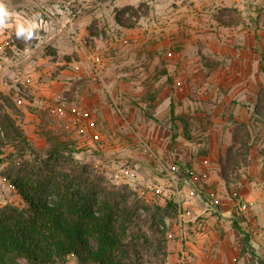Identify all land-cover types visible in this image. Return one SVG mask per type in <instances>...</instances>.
Returning <instances> with one entry per match:
<instances>
[{
	"label": "rangeland",
	"instance_id": "obj_1",
	"mask_svg": "<svg viewBox=\"0 0 264 264\" xmlns=\"http://www.w3.org/2000/svg\"><path fill=\"white\" fill-rule=\"evenodd\" d=\"M65 1L63 8L56 4L53 11L41 12L47 30L14 35L40 51L47 59L45 67L62 63L50 70V78L64 83L65 89L51 86L52 96L36 100L29 89L24 91L21 79L12 90L19 89L25 102L3 94L7 113L39 156L58 141L74 143V168L86 167L109 186H129L132 201L141 205L140 230L133 228L140 237L138 264H179L182 246L189 254L188 264H196L190 244L202 239L219 240L211 247L208 264H220V249L234 258L242 256L241 241L244 247V238L253 240L258 230L257 212L242 192L257 184L256 175L264 178V117L253 112L257 92L264 86V70L256 74L264 58V0ZM60 8L67 17L64 54L53 47L56 38L49 40L58 33ZM117 15L127 26L118 24ZM16 70L14 78L18 73L22 78L20 68ZM243 77L254 82L244 86ZM58 96L66 102L65 116L55 110ZM172 107L175 115L190 121L189 139L183 124L176 129L171 123ZM231 116L249 125L253 149L227 187L219 176L218 160L231 144ZM175 129L179 138L172 149ZM31 159L28 150L21 153L0 136V209L26 207L6 176ZM169 193L172 198L166 196ZM171 201L177 210L169 211L164 236L153 226L152 211ZM243 203L247 206L240 210ZM180 213L186 215L188 229L183 241ZM200 220L208 227L202 237L194 232ZM126 246L135 262L130 240ZM246 250L264 264L263 251Z\"/></svg>",
	"mask_w": 264,
	"mask_h": 264
},
{
	"label": "trees",
	"instance_id": "obj_2",
	"mask_svg": "<svg viewBox=\"0 0 264 264\" xmlns=\"http://www.w3.org/2000/svg\"><path fill=\"white\" fill-rule=\"evenodd\" d=\"M128 9H123V13ZM116 20L127 26L119 15ZM14 41L18 48L26 47L23 38ZM260 63L264 70L263 57ZM4 100L6 97L0 92V136L15 144L21 153L28 150L32 159L6 176L26 207L8 205L0 209V264H68L71 258L78 264H138L141 205L132 201L129 186H109L104 177L86 167L74 168V143L58 141L39 156L25 131L7 113ZM253 112L264 117V86L257 92ZM171 123L175 128L183 124L185 136L190 138V121L175 115L173 107ZM230 123L231 144L218 160L219 176L227 187L232 176L249 162L253 149L249 125L233 116ZM176 129L170 137L172 149L179 138ZM170 210H177L172 201L165 208L156 205L152 211L153 226L164 236L162 228ZM129 240L137 254L135 262L126 246ZM243 243L245 254L250 247L248 238Z\"/></svg>",
	"mask_w": 264,
	"mask_h": 264
},
{
	"label": "crops",
	"instance_id": "obj_3",
	"mask_svg": "<svg viewBox=\"0 0 264 264\" xmlns=\"http://www.w3.org/2000/svg\"><path fill=\"white\" fill-rule=\"evenodd\" d=\"M3 3L5 4L7 10L12 13V15L9 20L4 21L7 26L0 30V92L9 95L12 99L25 102V99L22 97L19 89L18 91L12 90V88L15 86L13 84L19 83L14 78L15 71H17L16 69L18 68H20L19 71L22 73L21 79L25 90L27 91L29 89V93L32 95V98L34 97L36 100L41 96H52V93L55 91L50 90L51 86H60L59 89H65L64 83L51 81L50 78V70H53L55 66H58L62 63L51 62L49 67H45L44 64L47 62V59L39 55L40 51L36 53L35 49L31 47H25L24 49L18 48L14 41V35L16 33L22 35L24 33H36L39 32L36 30H41L42 28H45L44 31L47 30V27H44V23L46 22L41 18L42 13L45 14L46 11H53V8L56 4H60L61 7L66 3V1L3 0ZM62 8H60L59 11H56L59 12V19L56 17V20H59L57 25L58 33H55L54 37L49 38V40L56 38L54 39L55 41H53V47L57 48V54H64L62 43L65 36L62 35V32H67L65 27V22L67 21V17L65 15L66 12ZM58 36L59 38H57ZM15 66H18V68H14ZM254 66L255 64L253 63L252 68H254ZM246 68L248 77L250 75V67L247 63ZM260 69L261 63L259 62L256 67V74ZM62 73L66 74L67 71L65 70ZM7 78H11V81H8ZM248 82L253 83L254 79L243 77L241 84L246 86ZM26 109L27 108H24L25 111H27ZM259 177L261 178L260 175ZM254 181L257 182V184L254 183L250 189L248 188L247 192H242V196L252 205V209L257 212L256 215L258 216V221L256 222L258 229L256 238L249 241L250 251H252L254 254H258L260 251H263L264 254V197H262L264 194V178L260 180L256 175ZM217 242H219V240L202 239L190 244L193 252L195 253L196 264H208L209 260L206 259H208V257L210 258L211 247L214 246V244H217ZM241 244L239 247L240 250H243L244 247L242 246V249ZM249 254L246 252L245 254H242V256L239 255L237 258H234L233 256H230L231 253L227 249H220L218 254V262L220 264H225L229 261L230 264H258L256 259L251 257ZM172 259L173 261L175 260V255L172 256ZM68 264H78V262L74 258H71ZM211 264H216V261L212 262Z\"/></svg>",
	"mask_w": 264,
	"mask_h": 264
},
{
	"label": "built area",
	"instance_id": "obj_4",
	"mask_svg": "<svg viewBox=\"0 0 264 264\" xmlns=\"http://www.w3.org/2000/svg\"><path fill=\"white\" fill-rule=\"evenodd\" d=\"M0 66H1V61H0ZM15 80L17 82L21 81V74L20 73H18V76H16ZM24 91H26L25 88H24ZM18 102H20V101H18ZM56 102H57V104L55 106V110H56L57 114L59 116H65L66 109H67L66 102L60 96L56 98ZM173 183H174V181H173ZM149 188L153 189V187H149ZM174 188H175V192L178 193L179 191H178L177 187L175 186ZM190 195L194 196L195 193L192 191V192H190ZM166 196L168 198H172L171 193H169ZM246 206H247V204L243 203L242 207L239 209L242 210V209L246 208ZM185 217H186L185 214L180 213L179 230H180V235H181V241H183L185 235L188 232L187 226L185 225L186 224V220H185L186 218ZM194 232L196 233V235H198L200 237L205 236L208 232V227H207L206 222L204 220L197 221L196 224L194 225ZM189 260H190L189 254L185 250V248L182 246V248L180 250V261H179L180 263L179 264H188Z\"/></svg>",
	"mask_w": 264,
	"mask_h": 264
},
{
	"label": "clouds",
	"instance_id": "obj_5",
	"mask_svg": "<svg viewBox=\"0 0 264 264\" xmlns=\"http://www.w3.org/2000/svg\"><path fill=\"white\" fill-rule=\"evenodd\" d=\"M11 15L12 13L7 10L3 0H0V30L7 26L4 21L9 20Z\"/></svg>",
	"mask_w": 264,
	"mask_h": 264
}]
</instances>
